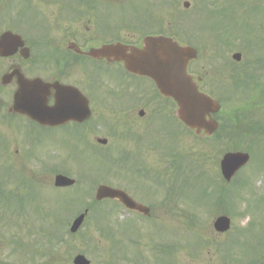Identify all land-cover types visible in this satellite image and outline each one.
<instances>
[{"label":"rangeland","instance_id":"rangeland-1","mask_svg":"<svg viewBox=\"0 0 264 264\" xmlns=\"http://www.w3.org/2000/svg\"><path fill=\"white\" fill-rule=\"evenodd\" d=\"M243 1L245 0H148L146 4L156 7V12L154 9L146 6L137 8L136 14L127 11L128 16L134 18L135 23L140 28L156 29V22L153 20L155 19L158 22H163L164 27L171 26L174 28V35L177 34V39L180 41L185 42L183 35H191L196 40L190 42L191 45L200 51V59L193 66V70L200 73L204 79L205 75H210L206 79L204 90L214 93L222 101L223 107L226 110L221 117V120L226 125L224 127L225 131L215 135L212 141L204 142V140L196 138L193 140L185 135L182 138L183 143H177V150H182L185 146V151H189L186 167L189 165L190 172L188 171L187 180L191 184L187 185V189L184 191L185 197L188 200L184 201L181 198L176 199L174 197V210L168 216V221L165 220L166 217L165 221H163L160 213H156V219L161 220L157 223L169 225V228L164 230L158 226V230H153L152 233L153 239L159 241L171 240L175 247H186L182 248L180 252L175 253V264H264V259H260L263 258L261 257L263 252L255 256L256 261L254 263H250V253L245 254L246 252L243 251L244 247L240 243L245 239L242 229H247V224L252 219H256V217L261 218V213H263L261 223L262 226L264 225V204L257 208L259 212L254 209L259 215L252 213V210L247 212V208L245 207L246 204L249 205V201H254L257 197V201L260 199L264 200V166L262 164L264 151L260 150L259 143L255 144L253 142L251 135L241 138L234 134L231 138H226V136L234 133L232 127L240 129L250 125L256 129L259 139L264 138V89L258 90L255 85V88L251 92L242 93L235 88L234 83L231 87L230 83L232 79H230V76L233 73H231L229 65V67L225 68L223 75H213L215 65L219 62L225 65L226 61L230 63L231 54L237 50H241L243 47L245 48V43L242 41H238V39L235 41L232 38L225 40L216 29H213L215 25H218L219 21L222 24L224 23L222 28L226 26L227 29L237 24L245 28L247 26L245 21H247L248 26L249 24L250 26L256 24L260 30L264 26V17L256 16V14L250 12L254 6L255 8L261 7L262 3L264 4V0H247V3L246 1L243 3ZM184 2L190 3L188 9L184 7ZM27 11L24 8L16 9V20H22L23 17L27 18ZM16 20L15 24L17 25L19 22ZM102 20L105 23L121 25L120 17L117 13L110 16V19L103 14ZM212 25L213 28L211 27ZM238 28L240 29V27ZM241 31L248 34L251 33V28H245ZM230 35H233V33H227L225 38L227 36L231 37ZM253 35L256 37V41H254L256 48H252L244 53L240 65L237 67V64H234L233 68L235 67L237 70L244 71L249 61L256 60L259 54L264 55V51L257 52L264 49L262 38L264 34L262 36L256 30ZM216 37L222 38L225 41V43H221L220 45L221 55H218L216 51V41L214 40ZM251 50L256 51L252 52ZM257 66L260 68L258 70L261 76H264V63ZM86 72L87 69L82 70V72L80 70L74 72L73 80L83 81V78L86 77ZM218 81L223 82V88L217 86L216 83ZM256 81L264 87V78H257V80L255 79ZM77 85L80 86L79 83ZM252 98L253 100L251 101ZM147 112L149 113L150 110H147ZM109 117L111 120L108 122L117 123L120 132H122L118 114H111ZM104 134L105 131H100L95 134L98 136H88V138L91 141H95L97 137L105 138ZM75 143L72 138H63L62 146L47 148L44 158L41 156L40 161L36 159L34 163H31L27 167V171L31 177L40 179L42 187L38 184L36 185L31 180H25V188L19 191H9L5 188H0V199H10L7 205L10 207H21L24 212L17 214L16 211L13 212V210L8 211L7 209L0 208V264H47L49 262L54 264V261L60 263V259L67 260L68 263L72 264V259L77 254L89 252L92 239L97 243L102 242L100 244L102 249H108V243L105 242L107 240L102 238V229L98 228L96 214H93V212L90 213L84 226L77 234H69V228L73 219L79 212L83 211L87 203L92 201L95 189L91 185L92 178H88V172L90 173V170L93 168L89 151L88 149H79V146ZM112 143L114 145L111 148L117 145L118 151L121 150L120 139L114 138ZM174 146V142H171L169 145L172 149ZM157 147L142 151V164L140 163V165H146L150 168L152 174L157 173L158 169V174L163 178L171 177L170 170L164 169V162L170 160L169 154L160 153L161 146L157 144ZM250 147L252 150L251 162L239 175V180H237L241 181V183L238 185V188L236 190L230 189L221 176L220 161L228 151H234L237 148L238 151L245 152ZM185 151L183 152L184 154H186ZM95 160L97 162L101 161L98 158H95ZM56 168L59 170H54ZM121 168L115 162L111 165L110 171L104 175L102 180L110 183L111 186L120 188L124 183H127L123 179V170ZM52 170L54 171L52 172ZM66 170L73 173L70 176L78 181V186L70 190L57 191L53 186L55 172L61 174ZM40 171H45L47 177L42 175ZM202 171L206 173L205 176H200L201 178H205V183L203 184L204 186L199 185L202 190L197 193L195 191V179ZM191 172L193 173L191 174ZM175 179L177 178L174 177L169 186L182 189L181 179ZM178 182L179 185H177ZM172 183L175 184V187ZM99 184H101L100 180L97 182V185ZM148 185L151 186L150 183ZM204 189L205 191L208 189V193L216 196V208L211 207L210 201L212 202V200L209 201L210 195L204 193ZM225 189L232 194V198L230 199L232 206L229 209H226L227 205L224 202L225 198L228 197L229 199ZM163 190L167 191L166 189ZM146 191L147 189L143 191L144 194L142 195L144 197ZM71 196L81 199V206L79 207V204H74L68 208L67 211L72 210L68 215L61 213L66 201ZM157 201L160 204V201ZM76 207L80 208L78 212ZM161 208L158 205V209ZM224 214H227L232 220V231L229 234L219 236L213 230V222L218 216ZM63 215L67 216L65 219L63 218V222L61 223ZM126 219V216L116 215L112 218L105 217L103 223L111 221L110 225L117 227L119 224L125 222ZM57 220H59L60 224H58ZM190 225L192 228H189ZM57 235L62 241L56 239ZM178 235L180 236L179 239ZM105 236L109 238L110 231H106ZM216 236H219L217 241L214 240ZM11 237L17 238L15 241H19L18 244L22 246V250L14 253L13 246H11L10 242H7ZM201 237L208 241L207 244L199 243ZM252 237L256 236L252 235ZM114 241L118 242L115 245L116 247L124 243L121 238H116ZM216 242L221 243V249L218 248ZM20 245H16V247ZM86 256L88 257V255ZM103 257L104 254L100 252L98 255L91 254L88 258L93 264H104L106 260Z\"/></svg>","mask_w":264,"mask_h":264},{"label":"flooded vegetation","instance_id":"flooded-vegetation-1","mask_svg":"<svg viewBox=\"0 0 264 264\" xmlns=\"http://www.w3.org/2000/svg\"><path fill=\"white\" fill-rule=\"evenodd\" d=\"M142 1L0 0L1 180L10 183L15 177H27L29 174L27 165L34 163L36 159L40 161L41 156L44 158L47 143L50 145L62 143L64 134L68 138H73V129L86 128L87 138L88 135L98 136L95 134L105 131L106 145L95 146L102 150L110 148L112 152L122 154V176L127 183L121 188L141 204L139 201L142 199L137 198L140 194L135 191L132 184V180L135 179L132 172L142 159L140 149L142 144L140 145L138 141L150 137V148H156L154 143L158 141L159 134L167 137L173 127V103L169 99L151 95L155 92L151 81L131 77L122 65L91 59L84 53L112 43L137 46V40L150 29L138 27L134 18L122 14L127 9L126 4H129V8L137 9ZM21 8L28 10L27 18L23 17V22L21 19L16 20V9ZM115 13L120 17L121 25L103 22V14L110 19ZM15 20L19 22L17 25ZM8 34L21 36L23 45L16 44L14 38L2 40ZM78 69L81 72L87 69L83 81L73 80V73L78 72ZM38 84H42L41 87L56 84L69 88L83 87L87 92L95 94L96 96L89 100L92 118L83 124L70 121L60 127L49 128L37 124L28 116L21 115L16 110L17 93L22 86L27 87L32 93L41 88ZM127 85H132V89L138 87L145 96L131 98L108 96L110 90H114L113 94H118L125 91ZM49 94L48 106H52L55 104L56 91L51 88ZM111 114H118L122 132L117 123L108 122L111 120L109 117ZM114 138L120 139V151L117 145L111 148L114 145L112 143ZM150 148L147 147V150ZM154 200L155 197L150 198V201ZM163 201L166 202H163L161 207L171 204V199L165 198ZM143 205L157 210L156 204L152 202ZM119 206L125 214L135 213L127 211L121 204ZM106 243L109 247L106 250L104 264L128 262L173 264L169 258L154 257L151 247L147 253L152 256H144L141 253L128 259L126 247H116L117 242Z\"/></svg>","mask_w":264,"mask_h":264},{"label":"water","instance_id":"water-1","mask_svg":"<svg viewBox=\"0 0 264 264\" xmlns=\"http://www.w3.org/2000/svg\"><path fill=\"white\" fill-rule=\"evenodd\" d=\"M95 57H114L125 61L127 68L135 73L147 75L158 82L164 95L174 98L180 107V116L186 123L193 127L205 128V117L209 112H216L217 105L206 96L198 92L197 86L187 76L186 69L189 62L195 59L194 50L182 48L176 43L166 39H148L143 50H135L130 56L122 47H107L93 54ZM240 60V56L235 57ZM248 161V156L228 155L223 161V172L229 179L233 173ZM73 182L58 178L56 185L71 186ZM121 193L102 188L98 200L103 198H119ZM84 216L79 218L72 232H76L81 226ZM216 226H220L222 232L228 230L229 222L226 219L218 220ZM75 264H89L84 258H78Z\"/></svg>","mask_w":264,"mask_h":264}]
</instances>
